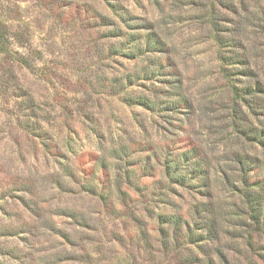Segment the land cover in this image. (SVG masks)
Instances as JSON below:
<instances>
[{
	"label": "rangeland",
	"instance_id": "obj_1",
	"mask_svg": "<svg viewBox=\"0 0 264 264\" xmlns=\"http://www.w3.org/2000/svg\"><path fill=\"white\" fill-rule=\"evenodd\" d=\"M0 34V264H264V0H0Z\"/></svg>",
	"mask_w": 264,
	"mask_h": 264
},
{
	"label": "trees",
	"instance_id": "obj_2",
	"mask_svg": "<svg viewBox=\"0 0 264 264\" xmlns=\"http://www.w3.org/2000/svg\"><path fill=\"white\" fill-rule=\"evenodd\" d=\"M0 37H1V39L3 38V34H0ZM5 42H6V40H4V39H2L1 41H0V49H4V51H6V49H7V46H5ZM25 61V60H24ZM224 61H225V63H226V61H227V59L225 58L224 59ZM228 64V63H227ZM224 69V71L225 72H227L228 71V68H226V67H224L223 68ZM233 89H235V91H234V94H235V96L236 97H240V93L237 91L238 90V88H237V86H235L234 84H232V86H231ZM250 89H246V92L245 93H248V91H249ZM243 97V96H242ZM244 167V166H243ZM260 167L261 166H254L252 169L253 170H255L256 171V169H258V171H260ZM250 171H252V170H250ZM242 173H244V175H246L247 173H249V172H246V171H242ZM245 181V183L247 182V179H245L244 180ZM253 201H256V198H254L253 199ZM258 206H256V207H254V208H257Z\"/></svg>",
	"mask_w": 264,
	"mask_h": 264
}]
</instances>
